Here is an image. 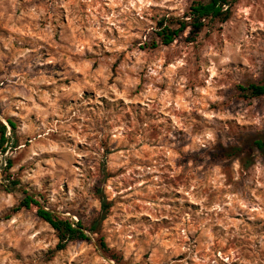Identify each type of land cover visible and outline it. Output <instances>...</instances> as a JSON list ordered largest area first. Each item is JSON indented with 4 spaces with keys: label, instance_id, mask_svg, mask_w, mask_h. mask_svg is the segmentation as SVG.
<instances>
[{
    "label": "clouds",
    "instance_id": "9594fccd",
    "mask_svg": "<svg viewBox=\"0 0 264 264\" xmlns=\"http://www.w3.org/2000/svg\"><path fill=\"white\" fill-rule=\"evenodd\" d=\"M0 264H264V0H0Z\"/></svg>",
    "mask_w": 264,
    "mask_h": 264
}]
</instances>
